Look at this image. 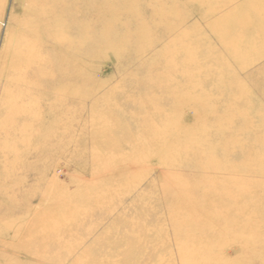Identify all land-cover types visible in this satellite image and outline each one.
Returning <instances> with one entry per match:
<instances>
[{"label":"rangeland","instance_id":"1","mask_svg":"<svg viewBox=\"0 0 264 264\" xmlns=\"http://www.w3.org/2000/svg\"><path fill=\"white\" fill-rule=\"evenodd\" d=\"M35 1L0 0V264H264V0H88L67 39Z\"/></svg>","mask_w":264,"mask_h":264},{"label":"bare ground","instance_id":"2","mask_svg":"<svg viewBox=\"0 0 264 264\" xmlns=\"http://www.w3.org/2000/svg\"><path fill=\"white\" fill-rule=\"evenodd\" d=\"M35 2H38L40 4L45 5V7L47 8V10H41L39 13H36V15H35V19L37 18L39 20V22L37 23L36 32L40 33V35L42 34V35L47 36V37L52 36L53 33L55 34V36H57L59 33V30L61 29L60 30L62 32L61 36H63L64 39H67V35L65 33V30H67L66 28H68V30H69V35H70V32L74 33V32H76V30H77V34H78V32H80V30L84 31L87 28V26L84 28V25L83 24L81 25L79 20H81L82 19L81 17L82 16L84 17L89 12H93L92 17L96 16V19L93 22L94 24H97L98 21H96V20L98 18L99 19L101 18V17H99L100 7H96V4H94L93 2L89 3L88 0H36ZM94 5H95V7H94ZM73 15H74V18H72ZM48 17L49 18L53 17V19L57 23V26L59 24L61 28L60 29L55 28V31L53 29H51L50 25H48V23L43 19V18H48ZM66 20H70V21H66ZM34 31H35V29H34ZM65 45H66V48H65L66 52L64 55L60 56V58L58 59V66L57 67L60 71L65 72V77H67V74H68V72H70V68H71V67L68 68V66L66 67V63L69 64L68 60L70 57V55H67V53H68L67 50L73 49L74 47L72 46L73 45L72 43H70L69 45H67L65 43ZM40 46H42V45H40ZM75 49H74V51L77 53L78 48H75ZM81 50H82V48H79V52H81ZM19 55H21V54H19ZM24 67H25V69H24L25 74L30 76L32 71H30V68H28V67L26 68V66H24ZM17 95L21 96V95H19V93H17ZM19 114H20V111L17 112L16 114H13L12 119L18 120V118H20ZM25 131H26L25 129H22V131L19 133V135L15 134L16 132H14L12 135L10 134L8 136V137H10L9 140H11V141L14 140V146L15 147L12 149H14L13 151L15 153H18V152L20 153V150L17 149V147H18L17 140L23 139L24 134L26 133ZM6 136H7V134H6ZM29 136H31V135H29ZM28 145L32 146L33 143L29 142ZM34 145H35V143H34ZM21 152L23 153V151H21ZM35 153H36V147L35 146L33 148L31 147L30 153L28 156H31L32 154H35ZM26 159H23V161ZM24 165L25 166L27 165L26 161H24ZM23 174H25V173H23ZM26 177H28V175H26ZM19 210H21V209H19ZM32 238H33V235L31 236V239ZM20 240L14 241L13 245L16 244L15 248L19 247V244H22L24 242V240L23 241H20Z\"/></svg>","mask_w":264,"mask_h":264}]
</instances>
